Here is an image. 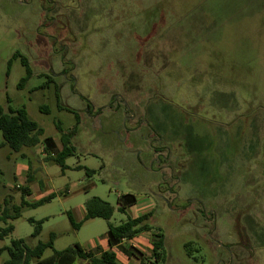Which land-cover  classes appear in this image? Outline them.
Returning a JSON list of instances; mask_svg holds the SVG:
<instances>
[{
	"label": "rangeland",
	"instance_id": "374dc122",
	"mask_svg": "<svg viewBox=\"0 0 264 264\" xmlns=\"http://www.w3.org/2000/svg\"><path fill=\"white\" fill-rule=\"evenodd\" d=\"M16 52L34 73L24 88ZM59 105L81 117L66 170L45 150L46 139L50 154L62 148L58 122L76 124ZM0 106H25L44 130L20 153L0 131V218L55 194L0 221L15 228L0 250L51 234L43 258L76 243L107 250L108 221L76 229L69 214L82 222L98 197L118 226L132 195L151 201L153 230L123 242L137 257L113 249L120 264L150 260L161 234L164 264H264V0H0ZM30 219L44 220L37 237Z\"/></svg>",
	"mask_w": 264,
	"mask_h": 264
},
{
	"label": "trees",
	"instance_id": "16d2710c",
	"mask_svg": "<svg viewBox=\"0 0 264 264\" xmlns=\"http://www.w3.org/2000/svg\"><path fill=\"white\" fill-rule=\"evenodd\" d=\"M13 58H20L21 63L26 68V77L20 82L19 87L24 88L25 84L34 75L32 66L27 57L22 55L20 52H16ZM51 80V77H49ZM46 87L42 86V88ZM59 102L60 95L58 94ZM61 110H67L73 113L76 117V124L70 130H65L62 127L61 122L57 123V130L60 133V141L62 143V150L58 152L55 156L50 154V142L51 139L45 140L46 152L51 157H47V160H53L57 162L63 170L67 169L65 164L66 158L72 156L76 148L73 145L74 137L79 132V127L81 124V117L78 113L65 107L64 105H59ZM45 114H49L47 108H43ZM0 131L4 139L3 145L8 146L12 151L16 153L22 152L23 149H34L38 147L41 143L42 137L44 135V130L39 126L37 122L32 120L28 114L25 106L13 109L9 107L8 112L0 106ZM82 167H79L81 169ZM87 175L91 176L95 173V170L86 169ZM24 195H30L29 189H23ZM55 197V194H51L37 202L29 203L23 199L20 206H14V214H4L0 218V221L7 223L10 219H17L21 216L22 209L25 207H38L46 202H49ZM136 203V198L132 195H127L119 201L118 211L126 213V210ZM115 208L102 200L101 198L94 197L86 203V214L84 221L90 219L101 218L108 221L109 227V237L108 243L110 246L109 250L106 251H87L79 243L74 246L68 247L64 250H55L53 254L47 258H43L46 250L54 248V241L56 239L55 234L50 235L48 242H39L34 248H30L24 240H14L10 247L0 250V253L4 250H8L9 259L4 264H76L79 260H86L90 264H120L117 256V252L114 248H118L127 257H137V250L130 246L126 248L123 244L125 240H133L140 234L149 232L153 230L148 220L151 214H146L137 218L128 217L127 220L118 226L111 223V219L114 215ZM69 220L74 228L78 229L81 224H77L72 215L69 214ZM35 225V231L33 237H37L42 229V224L44 220L35 221L34 219L29 220ZM14 226L12 224L6 226L5 228H0V238H5L14 231ZM164 235H158V240L153 241L152 255L151 259H141L140 264H164L166 262V251L164 245ZM138 253V252H137Z\"/></svg>",
	"mask_w": 264,
	"mask_h": 264
},
{
	"label": "crops",
	"instance_id": "0c3cea01",
	"mask_svg": "<svg viewBox=\"0 0 264 264\" xmlns=\"http://www.w3.org/2000/svg\"><path fill=\"white\" fill-rule=\"evenodd\" d=\"M72 129V128H71ZM70 130V129H69ZM68 131V130H67ZM61 150H62V148H61ZM61 150L59 151V152H61ZM44 156H45V154H44ZM79 168V167H78ZM31 194V193H30ZM29 196V195H28ZM43 199V198H42ZM41 200V199H40ZM39 201V200H38ZM150 203H151V201L150 202H147V203H145V204H143V205H139L138 203H137V201H136V203L134 204V205H132V206H130L128 209L129 210H131V212H132V218H137V217H140V216H143V215H146V214H149V212H151L152 210V208H151V206H150ZM140 211H141V213H140ZM136 212H138V213H136ZM135 214H137V217H134V215ZM73 217V216H72ZM85 217V216H84ZM73 219H74V217H73ZM75 221V220H74ZM76 222V221H75ZM85 221H84V219H83V221L82 222H80V223H77V224H83ZM80 225V226H81ZM108 242V241H107ZM107 244H109V243H107ZM106 244V245H107ZM105 245V246H106ZM105 246H103V247H105ZM132 247H134L135 248V246L134 245H131ZM85 249V248H84ZM109 249H110V247H109ZM109 249H107V250H109ZM88 251V250H87ZM104 251H106V250H104ZM117 256H118V260H119V255H118V253H117ZM129 259H131L130 257H128Z\"/></svg>",
	"mask_w": 264,
	"mask_h": 264
},
{
	"label": "flooded vegetation",
	"instance_id": "af4514ba",
	"mask_svg": "<svg viewBox=\"0 0 264 264\" xmlns=\"http://www.w3.org/2000/svg\"><path fill=\"white\" fill-rule=\"evenodd\" d=\"M70 80H72V79H70Z\"/></svg>",
	"mask_w": 264,
	"mask_h": 264
}]
</instances>
